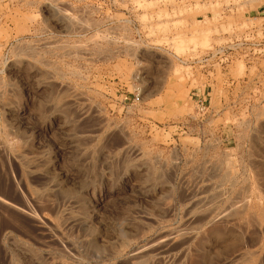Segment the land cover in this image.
<instances>
[{"label": "rangeland", "instance_id": "1", "mask_svg": "<svg viewBox=\"0 0 264 264\" xmlns=\"http://www.w3.org/2000/svg\"><path fill=\"white\" fill-rule=\"evenodd\" d=\"M230 1L0 0V264H264V53L188 63Z\"/></svg>", "mask_w": 264, "mask_h": 264}, {"label": "built area", "instance_id": "2", "mask_svg": "<svg viewBox=\"0 0 264 264\" xmlns=\"http://www.w3.org/2000/svg\"><path fill=\"white\" fill-rule=\"evenodd\" d=\"M187 2V0H186ZM239 3L231 0L225 6L227 12H233L238 9ZM222 8V11L225 10ZM247 30L246 34L240 36H234L231 40L224 42L222 44H218L214 46L210 50H207L202 56L192 58L189 60V68H191L192 63L200 64L201 67L204 68L203 73L201 74L206 80H208L211 76L217 73V70L222 71L225 66H227L232 60H242V59H250L253 56H259L264 53V36L257 40L256 37L253 36V28H245ZM249 51V53H235V54H227L228 51L237 50V48L244 47ZM195 80V79H194ZM203 91L199 86H193L190 90L191 95L194 97V106L198 113L204 114L207 110V95H205V90L209 89V85L204 82ZM137 93L133 96V102L140 103V94L138 89Z\"/></svg>", "mask_w": 264, "mask_h": 264}, {"label": "bare ground", "instance_id": "3", "mask_svg": "<svg viewBox=\"0 0 264 264\" xmlns=\"http://www.w3.org/2000/svg\"><path fill=\"white\" fill-rule=\"evenodd\" d=\"M77 98H78V97H77ZM74 99H76V98H74ZM16 156H17V155H16ZM19 157H20V156H19ZM22 159H23V158H22ZM28 159H29V158H28ZM24 160H25V159H24ZM27 162H28V161H27ZM28 163H29V162H28ZM28 166H29V165H28ZM26 170H27V169H26ZM197 200H198V199H197ZM201 200H202V198H201ZM195 201H196V200H195ZM197 203H198V202H197ZM225 210L227 211L228 209H225ZM222 211H224V210H222ZM222 211H221V213H222ZM218 212H219V211H218ZM227 212H228V211H227ZM231 212H232V211H231ZM221 213H219V214H221ZM225 215H226V214H225ZM220 216H221V215H220ZM223 216H224V214H223ZM68 218H69V217H68ZM73 219H74V218H73ZM73 219H72V221H73ZM77 219H78V218H77ZM81 221H82V220H81ZM81 221H80V222H81ZM41 224H43V222H42ZM119 224H120V223H119ZM120 227H121V226H120ZM179 232H180V231H179ZM167 235H168V234H167ZM167 235L165 234V236H167ZM171 235H172V234H171ZM169 237L171 238L170 235H169ZM162 239H163V238H162ZM164 239H165L166 241L168 240V243L170 242L169 239H167L166 237H165ZM164 239H163V242L161 241V243H165V242H166ZM164 241H165V242H164ZM158 242H159V241H158ZM154 244H155V243H154ZM166 244H167V243H166ZM163 245H165V244H163ZM147 246H148V245H147ZM147 246H146V249H148L150 246H154V247H155V245H153V244H152V245L150 244V245L148 246V248H147ZM161 247H162V246H161ZM163 247H164V246H163ZM140 249H141V248H140ZM142 249H143V246H142ZM144 249H145V247H144ZM164 250H165V249H164ZM168 250H169V249H168ZM141 251H142V250H141ZM141 251L138 250L137 252H141ZM161 251H162V250H161ZM137 252H136V253H137ZM143 252H144V251H143ZM164 252H165V251H164ZM136 253L134 252V254H136ZM134 254H133V255H134ZM142 254L145 255L146 252H144V253H142ZM142 254H141V255H142ZM136 255H137V254H136ZM139 255H140V253H139ZM137 256H138V255H137ZM133 257H134V256H133ZM133 257H132V258H133ZM138 257H140V256H138ZM134 258L136 259V257H134ZM141 258H142V256H141ZM141 258H139V259L141 260ZM143 258H144V257H143ZM143 258H142V259H143ZM137 259H138V258H137ZM175 259H176V258H175ZM140 260H139V261H140ZM127 261H128V260H127ZM128 263H129V262H128ZM143 263H144V261H143ZM129 264H131V263H129ZM139 264H142L141 261H140Z\"/></svg>", "mask_w": 264, "mask_h": 264}]
</instances>
